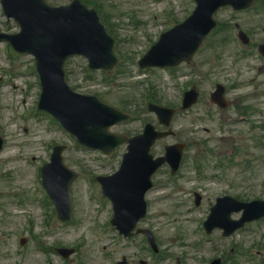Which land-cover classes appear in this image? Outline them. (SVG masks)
<instances>
[{
	"label": "rangeland",
	"instance_id": "1",
	"mask_svg": "<svg viewBox=\"0 0 264 264\" xmlns=\"http://www.w3.org/2000/svg\"><path fill=\"white\" fill-rule=\"evenodd\" d=\"M48 1L64 4L71 0ZM91 1L100 6L105 3L104 15L112 14L106 25L116 38L120 59L112 70L102 71L89 69L84 57L71 58L66 63L69 83L79 92L133 111L134 118L114 127L115 131H142L148 121L161 127L157 116L147 110L146 97L178 108L186 83L177 82L168 71L141 69L138 59L163 31L183 21L195 2ZM260 2L240 12L224 7L215 17L220 23L238 21L259 43L264 40V4ZM19 30V24L4 15L0 3V31ZM227 35L228 42L217 51L213 43L220 38L218 32L207 37L195 64L207 67L210 76L205 86L215 80L231 84L235 78L247 77L230 90L231 106L222 110L204 98L190 110L179 111L172 123L176 135L158 141L152 150L160 155L166 144L186 143L178 172L172 175L165 165L154 175L155 187L147 194L149 212L139 224L153 231L161 248L158 255L144 234L129 239L120 235L110 223L111 202L94 195L100 193L95 175L117 170L125 147L105 156L78 146L71 134L37 108L41 85L34 58L22 53L12 58L7 43L0 42V135L4 140L0 150V264H116L123 255L129 264H141L142 259L148 264H209L215 257H221L223 264H236V260L264 264V219L230 236H224L221 229L207 233L203 225L217 196L264 199V58L256 48L249 57L238 58L236 31L231 29ZM61 143L67 145L66 163L79 172L72 187L74 208L68 222L58 218L40 181L41 165L50 160L53 146ZM195 192L202 196L200 205L195 204ZM232 216L239 218L241 212ZM55 245L75 247L77 252L64 260L44 251Z\"/></svg>",
	"mask_w": 264,
	"mask_h": 264
},
{
	"label": "water",
	"instance_id": "2",
	"mask_svg": "<svg viewBox=\"0 0 264 264\" xmlns=\"http://www.w3.org/2000/svg\"><path fill=\"white\" fill-rule=\"evenodd\" d=\"M199 5L194 14L182 25L192 37V43L185 50L188 57L199 44L203 35L214 25L212 13L222 4L232 3L242 6L239 0H197ZM8 15L14 16L22 25L20 34L11 37L13 44L19 51L34 53L38 59V67L46 83L47 92H65L62 102H56L54 113L73 131L81 135L83 141L104 143L105 137L111 138L113 145L122 142L124 137L111 136L107 128L123 116L109 107L101 105L94 98L75 96L69 92L63 79L62 64L73 53L90 55L95 63L106 66L111 61H104L105 55H111L112 41L107 37L104 28L96 15L85 7L77 4L67 7H50L44 0H3ZM166 35L163 36V39ZM57 83L52 87L50 83ZM148 127L144 135L130 141V152L126 155L121 170L113 176L101 179L104 192L115 203L116 215L114 222L128 233L136 222L145 214L143 195L151 186L150 177L156 168L148 155L150 145L156 134ZM106 143V142H105ZM97 145V144H95ZM104 145V144H103ZM114 146L106 148L112 150ZM180 158V152L173 164ZM59 154L53 163L45 168L46 183L57 188L60 185L59 174L64 171ZM70 178L65 187L68 188ZM61 215L67 217L69 206L64 207L60 198H56ZM255 204V205H254ZM245 216L240 221L230 222L229 231L243 225L244 221L260 217L264 214V201H255L246 205Z\"/></svg>",
	"mask_w": 264,
	"mask_h": 264
}]
</instances>
